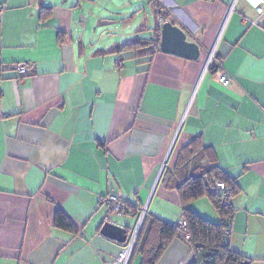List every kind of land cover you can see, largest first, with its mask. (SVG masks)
Segmentation results:
<instances>
[{
    "label": "crops",
    "instance_id": "crops-1",
    "mask_svg": "<svg viewBox=\"0 0 264 264\" xmlns=\"http://www.w3.org/2000/svg\"><path fill=\"white\" fill-rule=\"evenodd\" d=\"M155 1L197 43V59L162 52L159 43L110 52L140 32L150 36L157 19L149 0H0V264H104L122 246L101 234L104 222L128 237L146 206L145 215L178 224L177 186L213 166L238 186L230 249L250 264L264 259V13L246 0ZM134 2L150 7L151 27ZM41 5L52 8L45 21ZM92 17L116 30L97 48ZM211 52L216 67L205 70ZM19 63L34 68L20 74ZM218 64L228 86L217 79ZM195 138L201 148L181 169V151ZM107 194L128 212L100 204ZM187 207L219 222L207 196ZM59 210L77 232L54 225ZM250 220L262 224L254 248ZM193 258L176 237L156 264Z\"/></svg>",
    "mask_w": 264,
    "mask_h": 264
},
{
    "label": "trees",
    "instance_id": "trees-1",
    "mask_svg": "<svg viewBox=\"0 0 264 264\" xmlns=\"http://www.w3.org/2000/svg\"><path fill=\"white\" fill-rule=\"evenodd\" d=\"M149 1L156 9V19L161 17L163 21H170L177 25L176 19L160 3L155 0ZM40 13V19L45 21L50 17L52 8L41 5ZM150 31L152 32L149 37H136L129 43L115 46L110 52L119 56L122 53L135 52L150 46L158 49L160 29L158 26H154ZM61 37L62 32H59V40H61ZM103 53L105 52L103 51ZM148 62L150 61L148 60ZM215 67L213 63L208 66V68L213 69ZM1 73L0 64V78ZM200 148V139L195 138L181 151L183 155L181 169L187 168L192 163ZM212 179L224 181L231 188V198L238 192L235 179L229 177L218 166H213L209 170L195 175H185L177 186L181 211L186 220L189 234V238L183 241L193 253L192 264H242L246 260L245 257L230 249L228 239L224 234V230L231 224L234 210L230 202L222 204L220 196L211 190ZM203 196H207L211 201L212 207L219 215V222L205 219L187 207L189 202ZM125 206L128 209L127 202H125ZM132 211V214H135L134 210ZM54 225L69 232H77L75 225L60 210L55 214ZM176 237L180 238L178 224L172 225L145 215L137 233L129 264L137 254L141 256V264H156L163 251Z\"/></svg>",
    "mask_w": 264,
    "mask_h": 264
},
{
    "label": "built area",
    "instance_id": "built-area-1",
    "mask_svg": "<svg viewBox=\"0 0 264 264\" xmlns=\"http://www.w3.org/2000/svg\"><path fill=\"white\" fill-rule=\"evenodd\" d=\"M246 1L249 2L255 8V11L258 15L264 13V7H263L264 0H246ZM156 24L158 27H161V25L163 24V20L161 19V17L157 18ZM117 62L121 63L120 60H118ZM212 62H213V52H211L207 58L205 64V70ZM13 67L16 68L20 74H26L32 71L34 68L32 64H22V63L16 64ZM216 75L221 85L228 86L230 84V78L227 76L226 73L221 71L220 64L217 65ZM211 190L220 196V200L222 204H227L230 202L231 188L227 186L224 183V181L212 179ZM99 203L105 205L110 212L116 213L118 215H123L128 212V209L125 206V201H123L116 194H107L105 196H102L99 199ZM145 211H146V206L140 211L137 224L134 227V230L132 231L131 235L126 238L125 242L122 243V246L118 251V253L116 254V256L113 259L105 262L104 264H129L130 257L135 244V240L137 237V233L141 225V222L143 220V217L145 216ZM230 225L231 224H229V226L224 230V234L227 237V239H229V234L231 233ZM178 230H179V237L181 240H187L189 238V234L187 231V223L183 216H181V219L178 222Z\"/></svg>",
    "mask_w": 264,
    "mask_h": 264
},
{
    "label": "water",
    "instance_id": "water-1",
    "mask_svg": "<svg viewBox=\"0 0 264 264\" xmlns=\"http://www.w3.org/2000/svg\"><path fill=\"white\" fill-rule=\"evenodd\" d=\"M159 50L193 60L199 56L197 43L188 41L187 33L170 21H166L161 25ZM100 232L119 243H124L127 238L125 229L110 221L103 223ZM242 264H250V261L245 260Z\"/></svg>",
    "mask_w": 264,
    "mask_h": 264
},
{
    "label": "rangeland",
    "instance_id": "rangeland-1",
    "mask_svg": "<svg viewBox=\"0 0 264 264\" xmlns=\"http://www.w3.org/2000/svg\"><path fill=\"white\" fill-rule=\"evenodd\" d=\"M133 4L139 8L144 7L146 12L148 13L146 15V25H147V27H151L153 24V18H152L151 13L149 14V12L151 10L150 7L147 6L146 2H142V3L134 2ZM97 24H98L97 18L92 17L90 24L87 25L88 33H89V29H92L93 27L97 28V33L91 34V38H90L91 43L94 45L92 47H96V48L101 47L103 45V44H101V42L103 41V37H105V35H107L105 33H108L110 35L111 34L114 35L116 32V30L114 29V27H112V25L111 26L110 25H108V26H97ZM88 33H86V35H85L86 39H89ZM138 35H139V37H149V32L148 31L140 32ZM115 37H117V34L115 35ZM261 225L262 224L259 221L250 220L251 230L248 233V236H250V239L247 241V243H248V245H250L251 248H254L255 245H257L260 242V238H261L260 236H263ZM241 236H243V234H241ZM255 262H257L258 264L264 263V259L256 260Z\"/></svg>",
    "mask_w": 264,
    "mask_h": 264
}]
</instances>
